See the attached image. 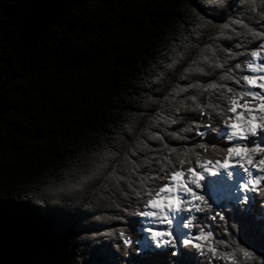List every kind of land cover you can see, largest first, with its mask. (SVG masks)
<instances>
[{"label": "trees", "instance_id": "1", "mask_svg": "<svg viewBox=\"0 0 264 264\" xmlns=\"http://www.w3.org/2000/svg\"><path fill=\"white\" fill-rule=\"evenodd\" d=\"M263 44L264 0H0V264H140L139 212L174 172L223 161ZM253 197L208 222L218 251L264 264ZM185 247L176 264H206Z\"/></svg>", "mask_w": 264, "mask_h": 264}, {"label": "snow or ice", "instance_id": "2", "mask_svg": "<svg viewBox=\"0 0 264 264\" xmlns=\"http://www.w3.org/2000/svg\"><path fill=\"white\" fill-rule=\"evenodd\" d=\"M258 89L259 88H255ZM254 93H259L253 91ZM260 97L264 98V93H260ZM247 107V106H245ZM230 117H233L229 121H227V127H223L221 132L226 133V137H228L229 129H231L232 136L231 138H227L229 141L234 142V146L227 147V155L224 157L223 162L216 161H206L201 164L199 169L200 172L194 171L193 168L190 169L187 173L183 171L174 172L171 179L175 187H167L162 188L156 199L150 200L145 208L152 210H141L139 212V216L145 218L157 217L159 218L162 224H167L169 230H154L152 227H144L143 232L145 234H150V241L154 244L156 249H172V251L168 252L164 257V264H176L181 258L177 255V242L174 239L173 233L170 230L172 228V219L170 216L180 211L182 207L184 208V202L187 201L188 197L183 194V198L180 193L188 192L190 193L192 199L196 202L204 201L208 204L205 198L202 195H199L196 191L193 190L192 186H195L196 189L201 188V181L204 178V174L208 175H217L221 170L226 172L231 179V172H229V159L233 156L237 157L239 161L242 163L238 168L243 169L245 173H247V178L243 183L238 185V191L241 195V199L239 204L241 206L247 205V195L257 192L260 199L264 200V189H260L257 186L264 181V177H257L255 180L251 177L254 173L249 171L251 169H257L259 172L264 173V146H261V139L264 138V125H260L259 127L252 129L249 127V121L245 114H242L240 107H234L230 112ZM212 128V125L208 126ZM205 134V133H203ZM254 138V139H249ZM258 138V139H257ZM241 141H249L248 145L241 143ZM211 143V142H207ZM258 157V158H257ZM247 164L249 168H245L244 165ZM186 176V179H180V177ZM161 193H167V195L161 196ZM184 213L192 212L189 208L188 211H184ZM202 213V212H196ZM210 215L212 219H209L207 215L204 219L214 220L218 219L221 221V212L211 211ZM191 216L187 215V219L183 224L184 229H189V224L191 223V227H193L192 220H190ZM145 224L150 223L145 220ZM222 222V221H221ZM200 229L203 227L200 224ZM236 224H232L231 228H236ZM254 227L264 230V222L256 221L254 223ZM206 232V231H205ZM211 236L213 237V233L211 232ZM196 243L191 242L189 239H182L180 243L187 248L193 249L199 256L206 261V264H213V260L223 259L219 257L220 251H218L217 247L207 246L205 247L200 241L202 240V234L195 236ZM232 240H228L227 243H231ZM235 242H237L235 240ZM125 245L129 244L130 241L125 240ZM225 245V243H224ZM238 245V243H236ZM234 245V246H236ZM240 246V245H239ZM185 247V248H186ZM241 250H246L245 247L240 246ZM226 253V252H224ZM251 253L252 251L246 250L245 254ZM112 254L107 250H101L97 253V259L101 262V264H112ZM135 260L139 261L140 264H158L160 257L156 252L150 251H140V254L134 257ZM224 260V259H223ZM122 264H128V261H122ZM255 264V260H254Z\"/></svg>", "mask_w": 264, "mask_h": 264}, {"label": "rangeland", "instance_id": "3", "mask_svg": "<svg viewBox=\"0 0 264 264\" xmlns=\"http://www.w3.org/2000/svg\"><path fill=\"white\" fill-rule=\"evenodd\" d=\"M245 74L246 75H245L242 95L247 100H243L242 103H238V104L237 102H235V107L238 106L241 108L242 114H245L249 121V127L255 129L260 125H262V121L264 120V98L260 97V93H264V44L262 45L261 50L255 52L251 56L249 64L245 68ZM255 88H259V90ZM253 91L259 93H254ZM224 136L226 137V133L224 134ZM249 139L251 140L254 138H249ZM226 141L230 143V146H234V142L227 140V137H226ZM241 143L248 145L249 141H241ZM261 146H264V138L261 139ZM203 163L204 161L197 164L194 171L200 172L201 169L197 167H199ZM241 163L242 162L239 161V159L235 156L229 159V172H231V179H229V176L226 172L221 170L217 175L204 174V178L201 181L200 189H196L195 186H192L193 190L196 191L199 195H202L205 198V200L208 202L211 209L213 210V214L214 212L217 211L221 212L239 204L242 194H240L238 191V185L241 182L243 183V181L240 178L247 175V173H245L243 169L240 170L238 169ZM244 167L249 168L247 164H245ZM249 171L254 173V175L251 177L254 180L257 177H264V173L259 172L257 169L249 168ZM186 178H187L186 176L180 177V179H186ZM171 186L175 187V185L172 182V179L164 188ZM257 187L260 189H264V181H262ZM214 190H218L219 195H217L216 197H213L214 195L211 196L209 192V191L213 192ZM164 195H167V193H161V196ZM180 195L183 198V193H180ZM156 197H154V199H156ZM253 200H254L253 193L248 194L247 205H249ZM262 205L264 206V200L262 202ZM145 210H152V209L146 208ZM173 215L174 214H172L170 218H173ZM187 215H190L191 217H195V219L192 220L193 227L189 229H184L183 224L187 219ZM207 215H209V213H196V212L184 213L183 207L180 211L175 213L176 217L173 220L172 224H174L178 218V221L174 229L175 234L173 233L174 239L176 240L178 246L177 255L180 254V251L182 250L183 247V245L180 243L182 239H189L193 243L197 242L195 240V236L198 235L200 231V228L196 227L197 224H200L203 227L204 231L206 232L210 231L213 233L212 225L208 222L209 220L204 219V217H206ZM145 220L149 221L150 223L145 224L144 222ZM141 223H142L141 232L143 235V239H142V245L140 247V251H144L147 249L148 250L156 249L154 247V244L150 241V234H145L143 232V229L144 227L150 226L154 230H165V227L168 225L162 224L158 216L152 218L142 217ZM205 225H207L206 228ZM159 250H172V249L162 248Z\"/></svg>", "mask_w": 264, "mask_h": 264}, {"label": "clouds", "instance_id": "4", "mask_svg": "<svg viewBox=\"0 0 264 264\" xmlns=\"http://www.w3.org/2000/svg\"><path fill=\"white\" fill-rule=\"evenodd\" d=\"M168 123H171V122L168 121ZM196 127L198 128L199 126L196 125ZM190 131H193V128H191ZM213 131H215V129H213ZM195 134L196 135H203V133L200 132V131H196ZM231 136H232V132H231V129H229L227 138H231ZM185 153L186 154L182 158L177 157V162H179L181 164V166H186L188 168H192V162L193 161H196L198 163L202 159L201 157L196 155L195 150L192 149V148L185 149ZM109 171H111V169H109ZM102 184H103V192H97L96 193L97 196H103L104 192H108L109 195H111V191H110L109 185L104 183L103 179H101V180L96 182V185H95V188L93 189V192H96V189H99ZM76 191H82V189L81 188H77ZM121 192H122V189H121ZM52 194L55 195L56 193L53 192ZM61 194L70 195V194H73V193H66L65 192V193H61ZM183 194L188 197L187 201L184 202V208H183L184 211H188L189 208H190L192 212L209 213L208 218L212 219V216L210 215L212 209H211L209 204H207L204 201H199V202L194 201L192 199L190 193H188V192H184ZM90 195H91V193H90ZM104 214H107V212L105 211ZM193 219H195V217H191L190 218V220H193ZM221 221L223 222V217H221ZM191 226L192 225L190 223L189 224V228H191ZM196 227L199 228V225H196ZM206 227H207V225H205V228ZM221 227H223V224L221 225ZM200 234H202V240L200 241V243H202L205 247H207L209 245L214 246V244L212 242V236H211V232L210 231L209 232H205L203 229H200ZM215 243L217 245L224 246V243L222 241H216ZM231 243L233 245H236V242H235L234 239L231 241ZM235 247L238 248V250H239L238 253H233V252L224 253V252H220L218 254L220 258H223L226 261V264H239V261L237 259L238 255H242L243 257L248 258V259H250L252 261L256 260V257L253 256L251 253L245 254L246 250H241L239 245H236Z\"/></svg>", "mask_w": 264, "mask_h": 264}, {"label": "bare ground", "instance_id": "5", "mask_svg": "<svg viewBox=\"0 0 264 264\" xmlns=\"http://www.w3.org/2000/svg\"><path fill=\"white\" fill-rule=\"evenodd\" d=\"M245 178H247V175L246 176H243L242 178H240L243 182L245 181ZM240 180V181H241ZM242 183V182H241ZM216 189V188H215ZM210 192V195L211 196H213V197H216L217 195H219L218 194V190H214L213 192L212 191H209ZM177 221H178V218H177ZM177 221L174 223V224H172L173 226H172V228L170 229L171 231H172V233H174V229H175V226H176V223H177ZM165 230H169V228H168V226H166L165 227ZM175 234V233H174Z\"/></svg>", "mask_w": 264, "mask_h": 264}]
</instances>
